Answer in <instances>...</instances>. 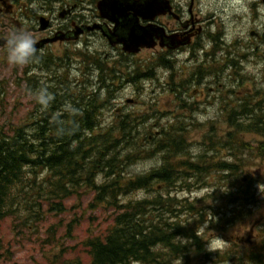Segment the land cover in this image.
Masks as SVG:
<instances>
[{
    "label": "trees",
    "instance_id": "obj_1",
    "mask_svg": "<svg viewBox=\"0 0 264 264\" xmlns=\"http://www.w3.org/2000/svg\"><path fill=\"white\" fill-rule=\"evenodd\" d=\"M213 41L216 48V38ZM65 54L63 58L37 56L36 65L56 66L49 69L46 81L28 74L33 62L26 66L23 77L32 86L31 91L37 83H44L52 99L46 106L38 104L36 112H30L22 122L0 128V223L8 217L34 222L46 212H62L61 206L68 199L90 194L89 208L112 216L102 233L83 242L89 264H172L168 256L166 262L159 261L164 246L188 248L187 242L199 245L202 225L224 224L216 216L224 213V207L239 219L247 213L248 205L256 203L255 191L249 184L243 185L239 177L254 163L252 155L264 158V141L254 147L242 135H264V110L256 114L246 111L243 122L234 110L229 132L208 133L209 147L216 152L224 149L226 154H204L195 160L176 162V156L185 155L187 140L180 122L160 128L159 136L152 135V126L146 127L133 115L119 116L107 128H99L98 120L110 100L95 98L87 87L82 90L78 81L74 83L63 61L70 64V57L80 58V53ZM88 64L100 65L101 60L91 56ZM220 122L226 123L223 117ZM158 152L165 153L164 166L153 172L154 177L123 174L125 167L153 158ZM179 169L183 171L178 176ZM186 171L193 172L194 185L206 184V178L213 176L214 185L203 187H213L214 206L198 207L188 198H162L152 188L154 183H161L168 190L176 182L183 190L189 189L192 184ZM142 190L156 194L151 200L127 197ZM175 224L179 228H174ZM176 230L180 233L175 235ZM258 241L246 251L247 256L232 246L221 260L229 264H264V236ZM209 255V259L220 257L219 252ZM68 264L82 263L75 260Z\"/></svg>",
    "mask_w": 264,
    "mask_h": 264
},
{
    "label": "flooded vegetation",
    "instance_id": "obj_2",
    "mask_svg": "<svg viewBox=\"0 0 264 264\" xmlns=\"http://www.w3.org/2000/svg\"><path fill=\"white\" fill-rule=\"evenodd\" d=\"M107 1L111 0H0L1 48L4 49L3 42L11 31L23 30L34 38L38 57L53 51L79 52L78 71L84 87L90 84L89 93L95 98L110 100L111 108L120 115L134 111V107L126 104L135 106L150 93L147 66L141 65L152 58L160 68L157 81L160 94H168L177 104L176 108L148 118L145 126H152L155 131L179 121H186L190 130H210L220 125L230 128L232 111L241 112L243 122L247 118L246 111L256 114L264 110V54L258 51L264 44L263 35L251 30L249 35L255 38L256 44L227 43L215 50L214 46L206 44L213 37L193 10L194 0H189L186 10L184 1L167 0L169 10L151 20H138L140 27L156 29L153 35L156 46L141 48L137 54H132L124 50L119 37L109 38L120 25L128 30L131 12L126 6L121 12L123 18L116 22ZM248 44H254L256 50L248 52ZM236 51H239V59L234 58ZM218 52L221 57L216 58ZM91 56L101 60V64H88ZM139 56L142 58L136 60ZM205 72L216 74L204 77ZM136 83L140 84L137 89ZM149 95L157 97L158 90ZM121 100H125V104L118 103ZM209 109L213 110L211 115ZM166 115L169 119L163 118ZM220 117L226 123L220 122ZM208 119L210 123L205 122ZM150 140L152 136L148 137L149 144ZM245 142L257 146L255 139ZM160 155L157 153L148 161H162ZM189 156L196 158L192 152ZM162 166H153L143 174L150 179Z\"/></svg>",
    "mask_w": 264,
    "mask_h": 264
},
{
    "label": "rangeland",
    "instance_id": "obj_3",
    "mask_svg": "<svg viewBox=\"0 0 264 264\" xmlns=\"http://www.w3.org/2000/svg\"><path fill=\"white\" fill-rule=\"evenodd\" d=\"M180 1L185 2L186 10L189 0ZM193 6V10L198 14L200 23L205 27V30H208L211 35L220 33V41H217V45L224 46L234 39L240 44H256L255 38L249 35L251 30H255L264 36V4L261 0H194ZM206 44L210 47L213 46L212 41ZM254 44H248L250 46L247 49L248 52L256 50L255 46H253ZM217 49H220V47ZM258 51L264 54V44L259 47ZM52 53L54 56L63 58V54L60 51H53ZM219 53H217L216 58L221 57ZM141 58L142 56H139L136 60ZM64 61L63 64H65ZM244 62L248 64V61ZM259 63H261L260 60ZM252 67L248 66L251 69ZM25 68L26 66L13 68L8 65L5 60L4 49H0V128L8 129L9 126L22 122L30 112H36L39 103L35 99V94L41 89L47 90L44 83H37L36 88L31 91L32 86L23 77ZM55 68L54 64H49V66L45 67V65H36L33 62V72L30 71L28 74L31 75L33 73L36 75V80H39L37 76H40V81H46L45 78L48 77L49 69ZM70 68L71 79L80 75L78 59L72 60ZM151 70L159 78L160 68L157 63L154 64ZM32 84H34V80ZM147 84L148 91L151 92L154 87H152L150 81ZM136 85V89L139 88V83H136ZM157 90V102L160 110L177 107V104H174L168 94L162 95L160 94L161 90L159 88ZM47 92L49 91L47 90ZM118 103L125 104V100H121ZM126 106L134 107V109L138 110L143 108V104L139 106L126 104ZM114 114V111H105L103 116H101L102 123L112 122ZM139 115V113L133 114V117L139 121ZM161 119L162 117L160 121H162ZM217 131L220 134L221 132L227 133L230 128L219 126ZM208 133L209 130L202 129L187 132V155L192 152L191 149L193 148L199 149L196 153L192 152L193 156L204 155V153H209V155L216 154L217 156L224 155L226 152L224 149L216 152L215 149L209 147ZM243 138L245 140L264 141V135L255 133L243 134ZM138 162L145 161L140 160ZM138 162L129 167L127 166L128 173H138L132 168ZM144 172H139V174ZM243 177L246 179L242 184H249L255 190L256 203L248 206L246 208L247 213H244L241 218L235 221V224L230 225L226 229H207L205 235L201 232L202 241H204L206 246L208 245L209 253L216 254V252H219L220 257L215 255L212 259H209L210 255L208 257H197V255L193 254L194 257L185 260V262H190L189 264H229L221 259L222 255L228 252L232 246H236L234 249H242L243 254L245 253L244 255L247 256L248 253L246 251L250 249L249 247L256 246L259 242L258 240L264 236V159H256L254 163L249 164L245 173L239 177L240 180ZM206 179V184L214 185L213 176L210 175ZM206 184L201 182L193 185L188 190H178L177 195H171V192L179 187L175 186L171 188L169 193L171 196L178 198L187 197L195 202L198 207L214 206L216 202L214 201V195L211 194L213 187L210 186L212 189L203 187ZM159 185V190L161 191L163 186L161 183ZM152 192L155 194L154 191ZM165 193L166 190L160 192V194ZM172 194H175V191ZM206 195L208 197H205ZM127 197H148V192L146 190L133 192ZM91 201L90 194L82 193L80 196L72 197L64 202L63 206H61L64 207L62 212H46L44 217L34 222L31 220L23 222L20 218L8 217L4 219L0 223V264H68L75 260H79L82 264H89L90 259L87 256L83 242L91 236H97L102 233L110 225L112 216L110 212L91 210L89 208L91 207ZM43 205V207H47L46 204ZM178 263L179 261L175 264Z\"/></svg>",
    "mask_w": 264,
    "mask_h": 264
},
{
    "label": "water",
    "instance_id": "obj_4",
    "mask_svg": "<svg viewBox=\"0 0 264 264\" xmlns=\"http://www.w3.org/2000/svg\"><path fill=\"white\" fill-rule=\"evenodd\" d=\"M112 8L111 14L115 15L114 21L118 22V18H123L121 12L125 11L127 6L131 15L128 21V30L125 26L120 25L115 29V33L109 37H119L118 42L124 46V50L129 53H136L141 47H153V35L156 29L150 27H140L138 25L139 18L151 20L155 16L161 14L165 10H169L168 2L166 0H134L132 2H125L124 0L107 1ZM128 32V33H126ZM1 44V43H0Z\"/></svg>",
    "mask_w": 264,
    "mask_h": 264
},
{
    "label": "bare ground",
    "instance_id": "obj_5",
    "mask_svg": "<svg viewBox=\"0 0 264 264\" xmlns=\"http://www.w3.org/2000/svg\"><path fill=\"white\" fill-rule=\"evenodd\" d=\"M244 44H247V43H244ZM225 50H228V48H226ZM234 58H236V59L240 58L239 57V51L235 52ZM253 58L256 59V56H253ZM64 66H66V65H64ZM90 68H92V67H90ZM214 74H215V72H212V73H206L205 72L203 74V76L204 77H211ZM158 79L160 80V77ZM140 104H143V108L141 110L137 109L138 113L140 114L139 116L147 117L148 115H151L152 117H154V115H156V114H159L161 112H166L165 110H160L158 108L157 97H155V96L146 95L145 97L141 98L139 103H135L136 106H139ZM236 115L238 116L237 117L238 120H240L243 117V114L241 112H239V111H237ZM179 122L181 123L180 130L182 132L187 133V132L190 131V127H189V125H188V123L186 121H179ZM205 122L210 123V120L209 119L205 120ZM127 173H128V169H127V167H125L124 170H123V174H127ZM134 175L140 176L139 173H136ZM171 186L175 187L176 185L173 184ZM223 209H224V213L221 216L218 215V214L216 216H217V218H222L224 224L221 223L219 226H217L216 224L202 225V227H201L202 229H200L199 232H203V235H205V231L207 229L223 230V229H226L227 227H229L230 225L235 224V221H237L238 219L233 218L232 214H230L229 207H224ZM178 219H180V217ZM176 225L177 224L174 225V228L176 227ZM182 225H185L183 221H182ZM176 228H179V227H176ZM178 233H180L179 230L178 231L176 230L175 231V235L178 234ZM186 244H187L189 249L185 248L182 245H178V244H174L171 247L170 246H167V247L164 246V249L160 251V260L159 261L160 262L163 261L162 263L166 262V260L168 259L167 258V256H168V257H170V259H168V260L172 264H175L177 261H179L181 264H189L190 262H185V260H189L190 258L192 259L194 257L193 254L195 256L197 255V257H201V256L208 257L209 256V251L207 249L208 245L206 246L204 241H200L198 243L199 245H196V243H194V245H193V244H190L189 242H187ZM164 245H170V244L165 243ZM185 249H187L188 251L186 252Z\"/></svg>",
    "mask_w": 264,
    "mask_h": 264
},
{
    "label": "clouds",
    "instance_id": "obj_6",
    "mask_svg": "<svg viewBox=\"0 0 264 264\" xmlns=\"http://www.w3.org/2000/svg\"><path fill=\"white\" fill-rule=\"evenodd\" d=\"M35 45L34 38L28 32L23 30L11 31L3 42L4 56L7 64L13 68H22L34 62L37 59V48ZM35 99L39 104L46 106L52 99V96L46 89H41L35 94ZM212 111V109H209L210 115ZM191 151L196 153L199 149L193 148ZM159 164H162V161L138 162L132 168L139 173Z\"/></svg>",
    "mask_w": 264,
    "mask_h": 264
}]
</instances>
